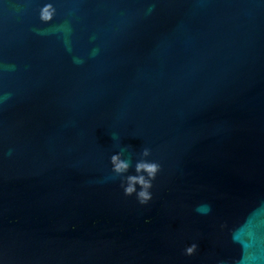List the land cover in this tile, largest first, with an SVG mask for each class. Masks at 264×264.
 <instances>
[{"label": "water", "instance_id": "obj_1", "mask_svg": "<svg viewBox=\"0 0 264 264\" xmlns=\"http://www.w3.org/2000/svg\"><path fill=\"white\" fill-rule=\"evenodd\" d=\"M0 264H264V0H0Z\"/></svg>", "mask_w": 264, "mask_h": 264}, {"label": "clouds", "instance_id": "obj_2", "mask_svg": "<svg viewBox=\"0 0 264 264\" xmlns=\"http://www.w3.org/2000/svg\"><path fill=\"white\" fill-rule=\"evenodd\" d=\"M42 18L44 20H50L52 18L51 8L46 7L43 10ZM149 153L145 151L147 156ZM112 163L114 166V171L119 174H124L128 171L130 165L128 162L121 159L119 155L112 157ZM160 171V165L154 162L142 161L137 164V173L139 175L129 176L127 178V184L124 186V194L126 196L136 195L141 204H147L152 199V193L150 189L152 188V180H154ZM147 173V177L143 175ZM139 184L141 190L137 191L136 185ZM197 250V245L186 249L187 255H194Z\"/></svg>", "mask_w": 264, "mask_h": 264}]
</instances>
